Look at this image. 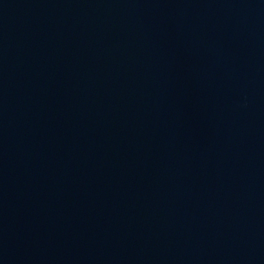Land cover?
Listing matches in <instances>:
<instances>
[{"label": "water", "instance_id": "obj_1", "mask_svg": "<svg viewBox=\"0 0 264 264\" xmlns=\"http://www.w3.org/2000/svg\"><path fill=\"white\" fill-rule=\"evenodd\" d=\"M0 264H264V0H0Z\"/></svg>", "mask_w": 264, "mask_h": 264}]
</instances>
